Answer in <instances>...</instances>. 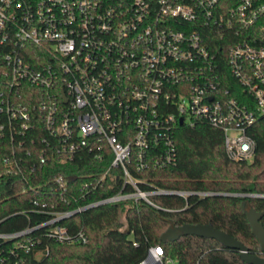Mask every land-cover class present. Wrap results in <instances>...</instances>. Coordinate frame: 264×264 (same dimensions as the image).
Returning a JSON list of instances; mask_svg holds the SVG:
<instances>
[{
  "label": "built area",
  "instance_id": "1",
  "mask_svg": "<svg viewBox=\"0 0 264 264\" xmlns=\"http://www.w3.org/2000/svg\"><path fill=\"white\" fill-rule=\"evenodd\" d=\"M183 123L219 129L228 158L254 159V132L264 127V0H0V176L41 196L28 211L45 216L0 229V264H24L42 238L86 242L82 228L61 220L100 204L157 208V194L264 197L169 189L143 176L175 164ZM87 155L81 202L58 207L77 175L46 179L43 167ZM167 263L175 260L158 243L135 264Z\"/></svg>",
  "mask_w": 264,
  "mask_h": 264
},
{
  "label": "trees",
  "instance_id": "2",
  "mask_svg": "<svg viewBox=\"0 0 264 264\" xmlns=\"http://www.w3.org/2000/svg\"><path fill=\"white\" fill-rule=\"evenodd\" d=\"M220 45V44H219ZM218 45V46H219ZM218 48V47H217ZM256 153L252 161H235L227 157L223 150L221 131L205 123L194 125L178 124L175 128V149L177 161L173 165L148 169L143 174L153 185L169 189H199L217 192L264 191V127L254 132ZM4 141H0V169L5 153ZM84 160L70 163L54 160L44 166V175L50 179L56 172L77 175L71 179L73 194L58 201L57 197H45L47 203L58 201V207H72L81 202L77 184L87 174ZM39 176L40 173H37ZM31 183L35 186L38 180ZM22 182L15 176H0V222L1 230L21 228L27 222L37 223L45 216L28 211L31 199L41 200L32 190H21ZM90 194L85 200L101 196ZM79 198V199H78ZM159 205L147 204L143 200L111 202L89 207L65 217L61 223L70 229L82 228L87 236L84 243L66 244L42 238V242L30 250L24 264H135L144 257L146 248L161 244L164 255L175 260V264H249L244 262L237 251L224 247L215 238L195 234L178 236L172 241H162L160 233L174 224L208 223L228 233L243 244L248 251H260L250 224L240 204L242 198L234 195H191L185 199L179 195L157 194L152 196ZM250 205L260 214L264 226V197L247 198ZM73 209V208H72ZM58 209V210H72ZM28 211L10 215L12 212ZM48 247L47 252L41 250Z\"/></svg>",
  "mask_w": 264,
  "mask_h": 264
},
{
  "label": "water",
  "instance_id": "3",
  "mask_svg": "<svg viewBox=\"0 0 264 264\" xmlns=\"http://www.w3.org/2000/svg\"><path fill=\"white\" fill-rule=\"evenodd\" d=\"M179 122H182L181 118ZM240 202V206L250 224V231L258 241L260 248L259 253L248 251L246 245L240 240L216 228L211 222L174 224L173 221L168 219L167 221L169 224L160 233L159 238H161L162 241H172L178 236L185 234H195L207 238L212 237L219 241L224 247L235 249L244 262L249 264H264V226L260 222V214L250 205L247 198H243Z\"/></svg>",
  "mask_w": 264,
  "mask_h": 264
},
{
  "label": "rangeland",
  "instance_id": "4",
  "mask_svg": "<svg viewBox=\"0 0 264 264\" xmlns=\"http://www.w3.org/2000/svg\"><path fill=\"white\" fill-rule=\"evenodd\" d=\"M256 253H259V252H256ZM167 264H170V263H167Z\"/></svg>",
  "mask_w": 264,
  "mask_h": 264
}]
</instances>
